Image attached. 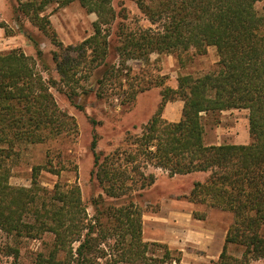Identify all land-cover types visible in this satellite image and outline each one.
I'll list each match as a JSON object with an SVG mask.
<instances>
[{"label":"trees","instance_id":"obj_1","mask_svg":"<svg viewBox=\"0 0 264 264\" xmlns=\"http://www.w3.org/2000/svg\"><path fill=\"white\" fill-rule=\"evenodd\" d=\"M131 1L150 27L130 26L128 13H117L113 0L20 4L17 11L68 55H54L59 87L57 80H45L35 60L22 50L0 53V233L17 242L51 235L43 251L34 255V264H184L181 252L143 239L144 211L133 195L155 185L156 175L146 173L153 167L170 178L208 175L195 181L185 198L233 216L217 264L264 262V6L258 12L257 0ZM75 2L97 20L94 34L74 48L79 54L73 58V47L64 46L43 14L51 5L63 8ZM0 28L6 25L0 22ZM28 39L42 58L39 44L30 35ZM210 47L218 53L215 67L201 76L180 75L176 89L165 86L164 78L124 89L130 76L126 71H131L128 61L149 63L155 53L181 60L192 51L206 55ZM96 70L99 89L111 83L122 105L134 104L139 93L154 86L163 89L157 112L129 149L104 155L94 139L91 180L103 195L93 199L90 218L78 184L57 183L48 190L39 183L40 171L47 166L33 168L30 187H14L10 179L12 163L29 146L77 130L75 118L60 109L51 88L74 103L79 89L89 92L82 82ZM174 101L184 103L182 117L169 122L163 112ZM228 110L249 111L250 144H206L205 117ZM231 246L241 248L242 255L232 254ZM0 253L17 264L20 247L8 245Z\"/></svg>","mask_w":264,"mask_h":264},{"label":"rangeland","instance_id":"obj_2","mask_svg":"<svg viewBox=\"0 0 264 264\" xmlns=\"http://www.w3.org/2000/svg\"><path fill=\"white\" fill-rule=\"evenodd\" d=\"M28 1L32 0H0V22L6 25V29L0 28V53L20 49L35 60L37 69L45 80L53 78L59 82L60 75L57 72L54 55L57 53L66 56L68 51L60 49L28 17L17 11L21 3ZM112 4L117 13L123 10L128 13L127 22L130 26L145 28L151 26L131 0H113ZM263 6L264 0H257L258 12L262 11ZM43 15L49 17L53 29L64 46L73 47L69 54L73 58L79 54L74 48L94 34L97 16L88 13L78 2L63 8H59L57 4L51 5ZM28 35L39 44L43 52L42 58H39L37 49L28 39ZM218 60V53L214 47H210L206 55H194L192 51L183 55L181 60L176 55L156 53L151 55L149 63L131 60L127 62L131 71H126L130 76L128 75L129 81L124 82V89L130 87V84L139 86L142 80L145 83H154L162 78L165 86L176 89L180 75L201 76L214 68ZM98 75L99 70H96L91 78L82 82L89 92L85 94L82 88L79 89V95L75 97L74 103L57 87L51 88L60 109L75 118L77 130L68 137L29 146L22 152L21 157L12 163L10 179L14 187H30L33 168L47 166L40 171L39 183L48 190H52L57 183L78 184L88 206L90 218L94 215L93 199L103 195V191L91 180L94 167L91 147L94 139L96 138L97 141V151L104 155L129 149L133 137L141 133L142 127L157 112L162 101L163 89L154 86L148 91L139 93L134 104L122 105L121 99L115 95L116 89H111V83L106 88L99 89ZM58 84L60 87V82ZM117 87L118 83L115 88ZM120 90L118 87V92ZM181 102L173 105V114L182 113ZM78 105L83 106L84 109H79ZM248 118L247 110H228L216 116L205 117L206 141L235 143L243 138L249 123ZM92 120L96 121L95 125ZM146 173L156 175L155 185L142 194L133 195L135 204L144 211V241L166 244L171 250L181 252L184 264H217L233 216L220 209H209L191 203L185 198L190 194L194 182L204 181L208 175L195 174L170 178L163 170L153 167H149ZM166 207L178 208L179 211H173V213H181L177 215L178 219L172 220V213L163 210ZM199 217L204 219H198ZM150 222L156 223L151 225ZM170 232H172L169 238L171 242L168 243L166 235ZM50 236L47 235L41 240L23 238L17 242L12 236L0 233V248L19 245L20 258L17 264H34V255L43 251L45 243L50 241ZM230 250L235 256L242 255L241 248L231 246ZM13 263L14 258L0 253V264ZM251 264H264V262L252 261Z\"/></svg>","mask_w":264,"mask_h":264},{"label":"crops","instance_id":"obj_3","mask_svg":"<svg viewBox=\"0 0 264 264\" xmlns=\"http://www.w3.org/2000/svg\"><path fill=\"white\" fill-rule=\"evenodd\" d=\"M175 89V88H174ZM179 101H176L175 103H171V102H169V103H167V105H166V107H165V109H164V112H163V118L164 119H166L167 121H169V122H178V121H180L181 120V117H182V113H178V112H175V114H173L172 113V110L174 109L173 108V105L174 104H176V103H178ZM182 103V105H181V107H182V110H183V106H184V103L183 102H181ZM248 120H249V118H248ZM249 122V121H248ZM243 138L242 139H238L235 143H232V144H234V145H248V144H250L251 143V141H252V138H251V135H250V130H249V123L247 124V130H245V133H244V135L242 136ZM220 138H217V140H219ZM205 142H206V144H208V145H222V143H219V142H212V143H209V142H207L206 141V130H205ZM226 144V143H225ZM167 173V172H166ZM168 174V173H167ZM195 174H204V175H206L205 173H195ZM195 174H192V175H195ZM187 176H191V175H187ZM176 177H178V176H176ZM182 177H186V176H182ZM165 209V211H167V212H170V213H172L171 215V219L173 220H175V219H178V217H177V215L178 214H181V213H179V212H174L173 213V211H179V209L177 208V209H174L173 207H171V208H163V210ZM183 215V214H182ZM156 221V220H155ZM156 222H150V224L151 225H154ZM157 223H159L160 224V222H157ZM149 224V223H148ZM144 226H146V222H144ZM144 234H145V231H144ZM171 235H172V232H170V233H167V235H166V242H171V239H169V238H171ZM169 240V241H168ZM173 242V241H172ZM170 245V244H169Z\"/></svg>","mask_w":264,"mask_h":264}]
</instances>
